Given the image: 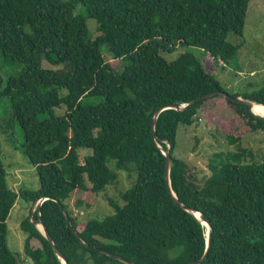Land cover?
<instances>
[{
    "label": "trees",
    "instance_id": "1",
    "mask_svg": "<svg viewBox=\"0 0 264 264\" xmlns=\"http://www.w3.org/2000/svg\"><path fill=\"white\" fill-rule=\"evenodd\" d=\"M250 1L0 0V59L19 68L0 85V98L9 104L0 115V134H7L13 121L18 124L20 150L39 180L34 191L9 188L0 148V264L24 263L6 239V220L17 197L36 203L20 222L31 264H63L32 217L43 221L68 264H126L98 248L137 264L196 262L206 249L205 226L168 191L162 148L171 155L169 181L176 198L212 227L200 264H264V160H253L252 151L241 146L244 134L264 131V118L217 94L182 110H162L156 139L150 129L161 105L225 91L195 55L183 52L168 60L164 54L198 47L229 63L239 44L226 37L242 34ZM88 19L95 22V37ZM103 50L120 61V69L105 60ZM231 95L264 105V85ZM84 97L99 102L83 104ZM212 99L231 112L224 137L235 149L212 152L209 173L198 176L174 154L177 129L192 124ZM62 106L64 112H57ZM79 148L91 150L82 163ZM120 171L133 182L118 199L107 198L113 212L79 223L67 202L80 194L73 204L92 207ZM32 238L38 247L30 245Z\"/></svg>",
    "mask_w": 264,
    "mask_h": 264
},
{
    "label": "rangeland",
    "instance_id": "2",
    "mask_svg": "<svg viewBox=\"0 0 264 264\" xmlns=\"http://www.w3.org/2000/svg\"><path fill=\"white\" fill-rule=\"evenodd\" d=\"M87 27L93 37L98 34L94 20L88 19ZM226 39L234 45L239 44L237 54L227 64L214 60L206 51L198 47H178L172 53L164 54V56L168 60H173L183 52L195 55L204 71L216 79L229 94L246 89L256 90L262 87L264 85V0H251L249 2L242 34L236 35L230 32ZM103 53L105 60L114 68L120 69L121 63L118 59L113 58L108 51L103 50ZM43 65L54 67L46 61H43ZM18 70V67L0 59V85H4L7 77L15 74ZM213 101L215 100H208L204 103V107L198 110L192 124L179 125L177 129L174 154L185 159L191 172L198 176L209 173L206 163L212 152L235 149V145L229 143L224 137L231 129L232 121L229 119L231 112L225 103L219 104L217 100ZM81 102L83 104H96L99 102V98L84 97ZM8 109V102L0 98V115L6 114ZM56 111L63 113L64 107L57 108ZM241 138V146L252 151L253 160L263 161L264 131L246 133ZM22 142L19 126L15 121H13L7 134H0L1 161L7 173L6 182L8 187L14 191H34L39 188L38 175L20 150ZM90 153V149L79 148L77 150L79 163H82L84 156ZM247 161H251V159L247 158ZM132 182L133 179L127 172L120 171L117 182L108 185L105 190L100 192L92 207H76L73 201L78 199L80 194H75L67 202L72 215H75L78 222L82 224L89 219H100L111 214L113 208L108 204L107 198L118 199L119 191L129 187ZM86 183L90 185L87 181ZM35 209L36 203H29L23 198L17 197L6 220L7 245L15 255L24 260L23 264H31V260L24 253L26 234L21 230L20 222L23 218L31 215ZM37 227L42 230L39 224ZM81 228L82 226H79V229ZM30 245L38 247L40 244L37 239L32 238Z\"/></svg>",
    "mask_w": 264,
    "mask_h": 264
},
{
    "label": "water",
    "instance_id": "3",
    "mask_svg": "<svg viewBox=\"0 0 264 264\" xmlns=\"http://www.w3.org/2000/svg\"><path fill=\"white\" fill-rule=\"evenodd\" d=\"M217 94H218V95L226 96V97H228L229 99H231V100H233V101H235V102H237V103L245 104V105L249 106V108L251 109V111H252V107H253V105L256 104V103H254L253 101H251V100H249V99H244V98H242V97H240V96H232L231 94H229V93H227L226 91H223V90H221V89H214V90H212V91H209V92H207V93H205V94H203V95H200V96L196 97V99L190 101L189 103H175V102H172V103H166V104H163V105H161L160 107H158V108L155 110L154 114H153L152 121H151V128H150V129H151V135H152V138H153V139H156V135H155V122H156L157 115H158L162 110L167 109V108H173V109H176V110H182V109H184L188 104H191V103L195 102L196 100H201V99H204V98H208V97H210V96L217 95ZM257 105H261V106L263 107V113H262V114H258V113H255V112H253V111H252V112H253L255 115H257V116H260V117H263V118H264V105H262V104H257ZM170 147H171V144L169 143V144H168V148H170ZM162 152L164 153V155H165V157H166V159H165V181H166V185H167L168 191L170 192V194H171L173 200H174L177 204H179L182 208H184L185 210L190 211L191 213H193V215H194L197 219H199L201 222L204 221V222L206 223V225H207V228H208V229H207V232H206V234H207V238H206V249H205V252H204V254L201 256L200 259H198V260H197L196 262H194V263H191V264H200V263H202L203 259L205 258L206 254H207V249H208V247H209L210 239H211V235H212V227H211L210 223L204 218V216H203L201 213H199V212H197V211H194L192 208L187 207L186 205L182 204V203L176 198L175 194H174L173 191L171 190V187H170V181H169V169H170V165H171V155H170L169 149H163V148H162ZM44 199H45V198H41L40 201H39V204H41V202H42ZM38 208H39V207H38ZM62 212H63V214H64V216H65V218H66L67 223H68L69 226L74 230V233H75L76 237H78V234H77L76 230L72 227V224H71L70 218H69V216H68V213L66 212L65 209H62ZM197 213H198V215H197ZM32 221H33L34 224H36V226H37V224H39V225L41 226V229H42L41 231L43 232V235L45 236V238L47 239V241L50 243V245H51V247H52L54 253H55L59 258L62 259V263H63V264H68L67 261H66V259L62 256V254L60 253V251L58 250V248H57V247L55 246V244L53 243L52 238H51L50 235L48 234L47 229H46V227H45L43 221H42L40 218H38V219H34L33 217H32ZM78 239H79V241H80L82 244H85V243H84L79 237H78ZM85 245H87V244H85ZM98 250H99L101 253H104V254H106V255H108V256H110V257H113V258H115V259H118V260H120V261H122V262H124V263H126V264H137V263H135V262H132L131 260H128L127 258H124V257H122V256H120V255H118V254H115V253H113V252H111V251H108V250H106V249L98 248Z\"/></svg>",
    "mask_w": 264,
    "mask_h": 264
},
{
    "label": "bare ground",
    "instance_id": "4",
    "mask_svg": "<svg viewBox=\"0 0 264 264\" xmlns=\"http://www.w3.org/2000/svg\"><path fill=\"white\" fill-rule=\"evenodd\" d=\"M252 111L253 112H255V113H258V114H262L263 113V107L261 106V105H257V104H255V105H253V107H252ZM197 215H198V213H197ZM203 224H204V226H205V232H207V225H206V223L203 221L202 222Z\"/></svg>",
    "mask_w": 264,
    "mask_h": 264
}]
</instances>
